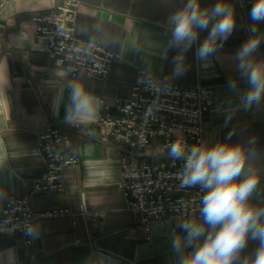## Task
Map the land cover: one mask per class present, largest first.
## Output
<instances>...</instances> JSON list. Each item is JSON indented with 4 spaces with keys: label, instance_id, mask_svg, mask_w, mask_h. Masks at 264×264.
<instances>
[{
    "label": "crops",
    "instance_id": "0c3cea01",
    "mask_svg": "<svg viewBox=\"0 0 264 264\" xmlns=\"http://www.w3.org/2000/svg\"><path fill=\"white\" fill-rule=\"evenodd\" d=\"M61 1L0 0V209L17 197L27 198L35 213L68 211L36 220L39 232L29 246L19 235H0V264H175L171 241L173 232H181L179 219L152 220L146 230L119 188L122 164L136 153L104 137L98 126L101 100L110 105L127 100L141 70L165 84L211 90L204 142L222 141L233 132L231 143H254L253 162L262 175L252 203L264 204V102L248 110L240 104L239 94L248 85L235 61L250 27L264 36V22L253 25L249 18L255 0H228L235 9V30L207 62L196 57L207 36L201 32L185 54L187 70L178 77L172 60L179 50H168L166 58L162 53L171 35L168 18L185 0H77L80 36L115 55L105 77L72 76L37 42L33 18L51 14ZM215 2L201 0V6ZM254 55L264 61V40ZM231 80L238 82L237 91L229 89ZM74 82L100 103L94 119L70 124L65 117ZM49 126L70 136L65 152L77 156L79 164L65 168L64 192L36 193L35 183L46 170L39 136ZM257 246L249 240L244 254Z\"/></svg>",
    "mask_w": 264,
    "mask_h": 264
},
{
    "label": "built area",
    "instance_id": "2783aa9c",
    "mask_svg": "<svg viewBox=\"0 0 264 264\" xmlns=\"http://www.w3.org/2000/svg\"><path fill=\"white\" fill-rule=\"evenodd\" d=\"M79 7L77 0H62L51 14L35 16V38L72 76L86 73L105 77L113 67L115 55L80 36ZM101 105L98 126L104 137H111L136 153L122 164L119 188L129 208L141 214L146 230L152 220L180 219L196 212L202 193L198 187H179L175 174L183 162L170 159L165 146L180 136L189 145L204 141V119L212 106L211 90L205 86L165 84L141 70L127 100H116L113 105L101 100ZM69 143L70 136L53 126L40 134L39 149L46 170L35 183L36 193L65 191V168L79 164L77 156L65 152ZM67 212L35 213L27 198L11 197L0 209V235H19L23 244L29 246L34 236L26 234L29 225Z\"/></svg>",
    "mask_w": 264,
    "mask_h": 264
},
{
    "label": "clouds",
    "instance_id": "9594fccd",
    "mask_svg": "<svg viewBox=\"0 0 264 264\" xmlns=\"http://www.w3.org/2000/svg\"><path fill=\"white\" fill-rule=\"evenodd\" d=\"M249 18L253 25L264 22V0H255ZM168 25L171 35L162 56L166 58L170 49L179 50L172 60L173 76L178 77L187 70L185 54L200 33L207 32V36L199 43L196 57L207 62L235 30L236 14L228 0H216L210 7H202L201 0H185L169 16ZM249 32L250 38L235 54L237 70L248 85L239 94L245 110L264 102V61H257L254 55L264 36L256 34V27ZM228 87L237 91L238 82L231 80ZM69 102L65 118L70 124L94 119L100 103L80 82L69 85ZM231 115L229 112L226 121ZM233 134L222 141L192 145L180 136L165 146L170 159L183 162L175 174L179 187H198L202 193L196 212L182 216L177 224L181 232H173L175 264H264V204L252 203L262 173L253 162L254 143H231ZM38 232L39 226L33 224L26 234ZM249 240L257 241L258 246L245 255Z\"/></svg>",
    "mask_w": 264,
    "mask_h": 264
}]
</instances>
